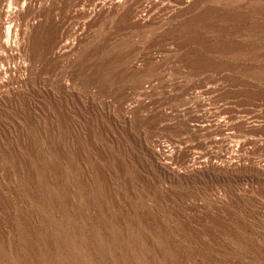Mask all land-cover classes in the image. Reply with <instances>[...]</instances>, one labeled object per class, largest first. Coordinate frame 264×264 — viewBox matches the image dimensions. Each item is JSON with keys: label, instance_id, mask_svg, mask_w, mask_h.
Masks as SVG:
<instances>
[{"label": "rangeland", "instance_id": "obj_1", "mask_svg": "<svg viewBox=\"0 0 264 264\" xmlns=\"http://www.w3.org/2000/svg\"><path fill=\"white\" fill-rule=\"evenodd\" d=\"M0 33V264H264V0H0Z\"/></svg>", "mask_w": 264, "mask_h": 264}, {"label": "bare ground", "instance_id": "obj_2", "mask_svg": "<svg viewBox=\"0 0 264 264\" xmlns=\"http://www.w3.org/2000/svg\"><path fill=\"white\" fill-rule=\"evenodd\" d=\"M8 18H9V17H8ZM4 23H6V22H4ZM10 23H11V22H10ZM11 24H12V23H11ZM6 25H7V24H6ZM20 25H21V24H20ZM11 26H12V25H11ZM16 26H19V25H16ZM10 28H12V27L9 26V29H10ZM14 29H15V28H14ZM14 31H15V30H14ZM2 33L4 34L5 32L3 31ZM8 33H10V32L8 31ZM0 34H1V33H0ZM7 35H8V34H7ZM2 36H3V35H2ZM9 36H10V35H9ZM9 36H8V37H9ZM4 37H5V38H8L7 36H3L2 38H4ZM5 38H4V39H5ZM9 38H10V37H9ZM10 39H11V38H10ZM15 39H16V38H15ZM15 39H14V40H15ZM17 39H18V37H17ZM23 40H24V39H23ZM2 41H3V40H2ZM5 41H6V40H5ZM5 41H4V42H5ZM17 41H18V40H17ZM15 43H16V42H15ZM17 43H18V42H17ZM11 44H12V43L10 42V40L7 39V41H6V45L9 46V48H11V47H10ZM67 44H69V42H68ZM4 45H5V44H4ZM15 45H16V44H15ZM59 45H60V44H59ZM65 45H66V44L64 43V47H65ZM67 47H68V46H67ZM6 48H7V47H6ZM6 48H5V50H6ZM7 49H8V48H7ZM8 50H10V49H8ZM59 50H60V49H59ZM6 51H7V50H6ZM10 52H11V51H10ZM7 53H8V52H7ZM14 55H15V54H14ZM5 67H6V66H5ZM14 67H15V66H14ZM11 70H12V69H11ZM2 72H3V71H2ZM12 72H13V71H12ZM13 74H14V73H13Z\"/></svg>", "mask_w": 264, "mask_h": 264}]
</instances>
